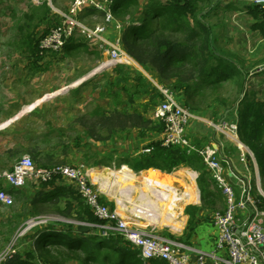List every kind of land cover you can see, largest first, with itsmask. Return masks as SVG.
<instances>
[{"label": "trees", "instance_id": "1", "mask_svg": "<svg viewBox=\"0 0 264 264\" xmlns=\"http://www.w3.org/2000/svg\"><path fill=\"white\" fill-rule=\"evenodd\" d=\"M34 5L33 9L30 8L29 12L16 19L13 35L20 48L37 56L39 64L43 58V54L39 55L42 51L40 41L43 36L40 29L53 9L47 1ZM146 5L149 6V11L143 10L147 8ZM259 6H250L248 12L257 20L252 24L253 29H258L264 37V9ZM215 9L211 0H170L167 3L162 0H147L144 6L141 0H115L113 3L115 18L125 25L122 31L125 51L137 63L151 71L159 84L183 93L187 107L203 110L219 103L231 109L238 103V135L255 156L264 189V99L247 90L249 73L235 62L234 56L218 50L219 43L215 40L214 26L208 20V16ZM150 11L151 17L148 15ZM144 14L148 16L143 17ZM94 15L104 16L103 12L96 8L84 11V16ZM81 46L86 49L77 51ZM65 49L67 52L79 53H98L99 50H89L87 40L82 41L75 35L69 39ZM38 68L43 69L45 66L40 64ZM146 78L139 75L135 80L141 83L140 86H145ZM230 82L235 86L234 97L226 93L227 84ZM115 84L121 86V81ZM149 84L153 90H146L151 98L142 105L143 111L136 108L130 111L97 106L92 115H79L74 122L85 128L91 140L101 142L110 139L117 132L126 130L139 129L143 134L149 131H164V121L155 120L148 115L150 108L158 105L163 97L157 92L154 83ZM124 89L127 90L126 87H123ZM112 90H108L110 97ZM114 94L116 97H123L119 92ZM136 94L130 92L131 102H134ZM119 101L123 102L121 98ZM147 147H151L150 152L120 157L119 163L127 165L136 173L151 168L172 173L185 165L199 173L197 184L201 193V205L210 212L227 208L222 190L213 180L200 155L188 154L182 147L165 146L161 140L153 141ZM27 150L34 154L36 159L44 156L47 164L54 163L49 148L32 146ZM47 164L41 166H55ZM58 180L64 181L63 177L56 175L48 182H41L40 186L44 189L47 186L54 188ZM58 189L60 190L55 188L50 190L51 192L43 190V193L38 194L32 201L31 212L37 213L36 206L42 204L47 206L41 211L54 209L64 216H76L77 220L99 221L73 184L69 187L59 186ZM11 193L26 207L28 197L22 188L11 189ZM259 198L258 204L264 209V197ZM62 203L64 207L61 206ZM111 206H114V203H111ZM199 209L196 204L185 208V213L189 216V231L198 224ZM49 228L42 229L34 241L37 250L44 248L45 253L40 256L45 264H162L160 260H143L139 251L119 234L105 238L101 234L93 235L94 228L86 225L75 226L74 223L61 228ZM36 257L35 252H28L25 257L14 253L0 264H36Z\"/></svg>", "mask_w": 264, "mask_h": 264}, {"label": "built area", "instance_id": "2", "mask_svg": "<svg viewBox=\"0 0 264 264\" xmlns=\"http://www.w3.org/2000/svg\"><path fill=\"white\" fill-rule=\"evenodd\" d=\"M114 2L115 0H72L68 12L61 13L63 19L61 24L43 34L40 48L55 52L62 51L71 37L81 34L92 49L100 50L106 45L109 46V56L102 62L100 69L111 68L119 64L131 65L132 58L123 49L121 43L112 42L107 37L108 29L114 22L119 32L124 28L123 23L116 21L113 12ZM255 2L264 9V0H255ZM88 8L101 10L104 15L103 21L91 24L83 22L78 15ZM155 84L163 95V99L154 111L155 119L165 123L163 145L182 147L188 154L200 155L226 199L227 208L214 211L212 215L217 228L213 249L204 250L192 247L185 241L148 230L149 227L174 229L175 224L180 223V214H183L184 210L180 211L179 208L188 196L184 189L174 188L173 211L169 209L166 212L162 209L164 207H160V203L166 202L168 198L161 187H157L159 189L157 193L153 190L142 192L141 202L135 205L137 219L132 220L124 213L125 202L117 196V193L114 194L118 198L116 208L102 201V197L94 187L95 182L91 180L90 173L84 170V167L75 165L37 166L30 154L22 155L12 167L0 170V208L10 207L13 204L11 189L26 187L34 181L48 182L54 176L59 175L76 187L99 220L97 222L75 220L74 223L96 228L105 238H110L115 234L122 235L128 244L139 251L146 262L160 260L167 264H264V209L258 204L259 194L254 192L251 179L239 177L231 168L227 172V166L218 155L216 146L201 145L195 141L188 133L189 123L194 118L191 110L177 100L175 92L170 87L156 82ZM214 125L224 135H232L240 141L237 122L223 121ZM239 148L244 158L247 154L254 158L251 149L247 147L245 149L241 147V144ZM150 151L151 147L143 150V152ZM189 171L194 174L190 180L195 182L198 173ZM231 175L239 180L238 198L235 188L228 181ZM257 179V188L261 195L259 175ZM130 191L132 187L127 185L125 188H120L118 193L124 196L129 195ZM166 191L170 192L168 188ZM196 202H200L199 190L196 200L192 203ZM10 255L5 254L0 262L2 263Z\"/></svg>", "mask_w": 264, "mask_h": 264}, {"label": "rangeland", "instance_id": "3", "mask_svg": "<svg viewBox=\"0 0 264 264\" xmlns=\"http://www.w3.org/2000/svg\"><path fill=\"white\" fill-rule=\"evenodd\" d=\"M18 1V5L14 7H16L18 10L20 9V18L25 12H29L30 8L33 9V7L35 6L34 0ZM71 1L72 0H63L61 8H68L67 4L71 3ZM214 2V5H216L219 0H214ZM220 4L221 3H218V6H220ZM51 6L53 9L54 7H58L56 4H53ZM143 10L149 11V6H147V8H144ZM64 11H67V9ZM9 12L10 15H12L11 8L10 10L5 8L4 15H7ZM148 15L149 17H151L152 12L150 11ZM148 15L144 14L143 17H147ZM0 18H2V16H0ZM3 20L7 21V19ZM128 20L132 22V20H130L129 18ZM102 21L103 17H101V15H94L91 20H87L86 22ZM211 21L215 24V28L213 27L215 33H217L218 30H221L222 27H225L221 25L222 20H218L217 15L215 14L214 16H211ZM60 24L61 21L56 23L54 27ZM52 29L53 27L51 26L46 32H49ZM112 29L117 30L118 28L115 25V27ZM42 31L43 30H41V32ZM13 32L14 29L9 28L7 23H4L0 20V170L12 167L14 163L18 159H20L22 155L25 154H30L31 156H33V160L37 166L47 164V161L44 159V156H40L36 159L34 157V154H31L27 149H31L32 146H39L42 149L49 148L51 151V155L54 157V163L47 165H86V168L93 170V172L98 171L101 172L102 175L106 176L108 178V189H105V191L107 193V191L109 190L108 196H106L105 194L101 195L96 186H94L98 194H100V196L102 197V201L110 206L111 203H114V206L111 207L116 208V199L118 198H116L114 194L117 193V196L121 197L125 202L124 213L130 216L132 220H136L137 218L135 205L141 202V193L145 192V190H153L147 185V182L143 181L141 177L142 173L135 172L136 175H133L129 170L122 171L123 164L119 163L120 156H112L113 158H115V162L112 161L109 155L110 152L106 153L104 146L101 149V153L103 155L100 156V153L95 154L94 143H96L97 141L91 140L87 136L85 129H83L81 126L76 128L74 126V122L66 123L63 117L65 113H67L69 110L81 111L80 114L82 115L85 113L92 114V109H95L97 107V102L92 100L82 102L80 106H77V104L74 105L72 102L68 104L66 101H62L61 97H81V95L78 96L77 93H75V95L66 94V91H64L65 93H62V91L67 89L68 86L73 85L75 81L78 80V76L84 75V72H86V75L93 71H96L97 69H99L97 73L102 71V73H100L99 75H104L103 78L107 79L108 81L111 76L108 72H106L105 74V71L109 68L100 69V67L105 58L107 59V57L109 56V46L106 45L103 49L98 50V53H90V51L81 53L77 51L66 53L64 52L66 51V49H63L59 52L42 50L39 52V55L43 54V58L38 64L37 56L32 53L30 54V52H25L22 48L18 49V44L14 43L15 41ZM115 32L119 31L117 30ZM257 35L258 34L256 33L255 36ZM76 36L80 40L85 41L84 37L81 34H78ZM108 36L110 38H115V35L112 34V32L108 34ZM221 39L224 40L222 37L218 35L216 36V40L218 43L221 42ZM40 64L45 66V68L39 69L38 66L40 67ZM87 66H89V69L85 70ZM255 71L256 69L254 70L253 68L249 72L251 74ZM147 74L149 75L148 71ZM98 79L99 80H97V82H102L99 77ZM137 83H139V81ZM149 83L152 84L153 82H151V80L149 79L148 83H146L148 85L131 87L133 91L138 90L136 97H142L144 91H146L149 87ZM249 83H251V80H248V84ZM112 85L116 86L117 84ZM79 88L82 89V86H80ZM112 89L113 90L111 92V97H113L114 92L117 91V86L113 87ZM99 93H102L101 97H110V95H108V91H99ZM226 93L228 95H231L232 97L235 96L236 92L233 82L227 84ZM89 94L90 92L87 94V96ZM45 97H47L46 100H44ZM23 101L26 103H23ZM49 101L50 103L53 102L52 109L49 106H46ZM21 104H23V106ZM33 104V110H31V108H29L28 106ZM15 108H18L19 110L16 115L19 118L20 115L22 116L21 121H18L22 125L20 130L23 134L21 136L17 135L19 131L17 132V130H14L12 132V128H10V121L13 120V112L15 111ZM134 108L138 109L142 108V106L133 104L132 109ZM49 121L50 123L52 122L51 124L53 128H51V126L49 125ZM231 121V119H228V122ZM9 130L10 134L7 135V133H9ZM47 136L48 138L46 139ZM80 137H82V140ZM75 139H78V143L75 142ZM234 142V145L236 146L240 144L237 138L236 141L234 140ZM8 146L9 148L7 149ZM99 158H102V160H100L101 162L96 161ZM247 160L249 159L247 158ZM94 161L96 162L94 163V165L97 167L93 168L92 164ZM182 166L184 168L187 167L185 165ZM128 173L131 174L128 175ZM174 174H176V172ZM132 175L133 177L130 178V176ZM254 176L255 175L252 174L253 188L255 189L256 193L259 194V196L264 197L262 180L260 185L262 192L260 195V191L257 188L258 179ZM179 177L182 176L179 175ZM119 178L123 179H121L120 181L118 180ZM38 185V181H34L29 186L38 187ZM127 185L128 187H132V191L129 192V195L120 196V194L118 193L119 189L125 188ZM153 191L155 193L158 192L155 190ZM168 201L169 199L166 200V202ZM166 202L162 204L164 208L166 207L164 209L165 211L170 209V202ZM184 202L185 200L181 203V207L184 205ZM190 204L194 203L186 204L183 209V214H180V223L178 224L183 225L181 229H152L151 227H149L148 230L156 231L160 235H166L174 239H181L184 241L188 233V216L185 215V208ZM199 204H201V193ZM44 206L42 204L38 205V208L36 209L37 213L28 212L24 214V217H22L21 222L16 223V225H14L15 222L12 221V218L15 215L13 213L14 208L21 207L22 212H26L29 207L27 205L25 207L24 205H22L21 202H18L14 198V202L10 207H7L5 209L0 208V259L3 258L5 254L10 255L13 253H19L20 255L25 257L26 253L30 252L33 254V252H35L37 255L35 259L36 264H45L43 258L40 256V254L45 253L44 248L37 250L34 245V241L36 238L39 237L41 230L50 229L49 226L56 227V225L58 227H63L64 225L74 223V221L78 218L76 216H64L61 213L56 212V210L54 209H45L44 211H41L44 209ZM61 206L64 207V204L62 203ZM197 215L201 218L206 216L202 215L201 212H198ZM206 221L207 220L203 222ZM23 230L25 231L21 233V231ZM214 234L216 233H213V235Z\"/></svg>", "mask_w": 264, "mask_h": 264}, {"label": "crops", "instance_id": "4", "mask_svg": "<svg viewBox=\"0 0 264 264\" xmlns=\"http://www.w3.org/2000/svg\"><path fill=\"white\" fill-rule=\"evenodd\" d=\"M34 1H35L34 3L36 5L42 4L44 1H47L50 6L53 4H56L58 6L57 8H55V7H54V9L52 8L53 9L52 13L47 18V22L42 24L41 29H40V31L43 30L41 32L42 34L47 33L46 31L51 26L54 27V25H56V23H58L59 21L62 22L63 19H62L61 13L62 12H68V8L70 5V3H68L67 4L68 8H66L67 11H64L66 9L61 8L63 0H34ZM162 1H163V3H167L170 0H162ZM211 2L213 5L215 4L214 0H211ZM18 3H19L18 0H0V16H2V18H0V20L4 23H7L9 28H12V29H14L13 26L15 25L16 19H18V18L20 19V17H19V14H20L19 10L20 9L18 10L16 7H14V6L18 5ZM141 3L144 6L145 4H147V0H141ZM218 3H221L222 6H221V4H220V6H218ZM218 3H216V5H214L217 8L211 12L210 16H208V20L211 22V24L214 26V28H215V24L211 21V16H214V14L217 15L218 20H222L221 25L225 26V27H222L221 30H218L217 33H215V38L218 35L225 40L224 41L221 39V42L217 45V48L220 52H222L224 54H227V55L232 54L234 56V57L233 56L232 57L235 58V62L238 63L241 67H243L246 71H248L249 76H248L247 83H246L247 90L249 92L250 91L255 92L257 94V97L264 99V37L261 35V33L259 32L258 29H253L252 24L254 22H257V20L255 18H253L248 12V9L250 6H258V5L255 2V0H219ZM5 8H7L8 10H10V8H11L12 15H10V12L7 15H4ZM84 11L80 12L78 17L85 23H88V24L94 23V22H86L87 20H91L94 16H84ZM223 11H224V13H223ZM3 19H7V21H5ZM116 21L119 23H122L121 21H119L117 19H116ZM115 25H116V22H114L109 27L108 32H107V37L112 42L119 41L121 43V46L124 49V46L122 43V31L123 30L121 32H115L117 30L112 29L115 27ZM111 32H112V34L115 35V38L114 37L110 38L108 36V34H110ZM256 33L258 34L257 36H255ZM14 43L17 44L16 42H14ZM18 49H20V46L18 47ZM84 49H86V47L81 46V48H79V50H77V51H80V50L82 51ZM88 49H92V48L88 45ZM64 52L69 53V52H75V51H68V52L64 51ZM253 68H254V70L256 69V71L254 73L250 74L249 71ZM86 69H89V66H87L85 68V70ZM146 70L148 71L149 75L147 74ZM145 71H146V73H145ZM97 72L93 71V72L86 74V75H85L86 72H84V75L78 76V80H76L73 85L68 86L67 89L63 90L62 93H65L64 91L67 92L66 94H74L75 95V93H77L78 96L81 95V97H61L62 101H66L68 104H70L72 102L74 105L77 104V106H80V104H82V102H87V100H89V101L92 100V101L97 102L96 106H100V107H103L106 109L117 107V108L122 109V110H130L131 111L133 104H137L138 106H142L144 103H147L151 98V95L147 93L148 91L147 92L144 91V93L142 94V97H134L133 98L134 102H131L130 92L138 93V90L133 91L131 87L132 86H135V87L140 86L139 85L140 83H137V80H135V78H137L139 75H144L145 77H147L146 78L147 81H145L146 83H148L149 79L154 84H155V82L158 83L157 80L154 79L155 76L153 75V73H151V71H149L147 68H145L142 65H140L139 63H137L134 60V58H132V64L131 65L119 64L117 66H113V67L107 69L105 71V74H106V72H108L111 76L108 79V81H107V79L103 78L104 75H99L100 73H102V71L99 73H97ZM98 77L101 79L102 82H97V80H99ZM248 80H251V83L248 84ZM118 81H121V86L118 87L116 85L117 91H115V92H119V94L123 95V97H116L115 94H113V97H101L102 93H99V91L100 92H107L109 89L116 87V86H113L112 84H115V82H118ZM80 86H82V89L79 88ZM123 87H126L127 90L126 89L123 90ZM148 89L151 91V90H153V87L149 84V87L147 88V90ZM158 91H159V89L157 88V92ZM173 91L176 94L177 100L182 105L187 107L185 105V102H184V94L179 93L176 90H173ZM89 92H90V94L87 96V94ZM119 98H121L123 102H120ZM46 99H47V97H45L44 100H46ZM162 99H163V97H161V100ZM23 103H26V102L23 101ZM21 105L23 106V104H21ZM24 105H26V104H24ZM46 106H49L52 109L53 102L50 103V101H49V103H47ZM143 106H142V108H138V110L143 111ZM156 106H157V104H156ZM156 106L153 108H150L149 113H148V115L150 117H152L153 119H155L154 111H155ZM234 107L231 109H227L225 106H223L219 103H215L212 106H210L209 108L203 109V110H194V109L187 107L191 110V112L194 115V118H192L191 122L189 123L188 133L192 136V138L195 139V141H197L201 145L213 144L214 146H216L218 155L221 157V159L225 162V164L227 166L226 167L227 172L231 168L239 177L245 178V179H248V178L251 179V184H252V181H253L252 174L255 175L254 176L255 178L258 177V175H259V172L257 170V162H256L254 154H253L254 158H252L248 154H247V157L244 158L242 155V150L239 148V144L237 146L234 145V143H235L234 140H236V138L232 135L231 136L230 135H224L214 125V124L222 123V121H223L222 119H224L227 111H230V112L227 114L228 116H227V118H225L224 122L228 121V119H231L233 122H237V118H238L237 107L238 106H236L235 108ZM31 110H33V108ZM92 110H93V112H92V114H93L95 110L94 109H92ZM18 111H19L18 108L17 109L15 108V111L13 112V120L10 121V123H11L10 128H12V132L14 130H17V132L19 131V133H17V135L21 136L23 134V133H21V130H20L22 125L18 121H21L22 116L20 115V118H19L16 115L18 113ZM80 112L81 111L69 110L63 116L65 119V122L66 123L74 122L76 120V117H78L79 115H82V114H80ZM85 114H90V113H85ZM155 120H157V119H155ZM51 123L49 121V125L51 126V128H53ZM74 126L77 128L80 125L77 124L76 122H74ZM82 128L85 129L84 127H82ZM0 131H1V129H0ZM9 134H10V130H9V133H7V135H9ZM163 137H164V131H161V132L149 131V132H145L144 134L141 133V131L139 129L121 131V132H117V133L113 134L110 137V139H108L106 141H102V142L97 141L96 143H94V148H95L94 151H95V154L100 153V156H101V155H103L101 153L102 152L101 149L104 146L105 152L106 153L110 152V154H109L110 158L112 159V161L115 162V158H113L112 156H115V157H118V156H120V157L134 156L138 153L143 152V150L145 148H147L148 144L152 143L153 141H157V140L162 141ZM80 138L82 140V137H80ZM239 140H240V138H239ZM75 142L78 143V139H75ZM240 142L243 143L241 140L239 141V143ZM244 146H245V148L246 147L249 148L245 144H244ZM8 148H9V146L7 147V149ZM110 158H106V159H110ZM247 158L249 160H247ZM100 160H102V158H99L96 161L98 162ZM94 163H96V162L95 161L93 162V164H92L93 168L97 167L94 165ZM246 163H248V165H246ZM107 165H109V164H107ZM80 166L84 167V170H86V171L88 170V172L90 173L91 180L93 182H95V186L98 189V191L101 193V195L105 194L106 196H108L109 192L106 193V191H105V189H108V187H107L108 178L106 176L102 175L101 172H98V171L93 172V170L86 168V165H80ZM106 168H110V167H106ZM183 168L184 167H181L179 170H183ZM186 169L192 170V169L187 168V167H186ZM179 170H176L172 173H166V172H163V173L174 174L175 172L177 173ZM130 171L133 174H136L132 169ZM144 171L145 170L141 171V173H143ZM192 171H195V170H192ZM228 174H230V173H228ZM198 176H199V173H198ZM132 177H133V175H132ZM197 179L195 181L196 186H198ZM184 180L187 182V184L191 183L190 182L191 180L187 177H184ZM228 181L235 188V192H236L237 198H238V196L240 194V188H239V184H238L239 180L236 177H233L231 175L228 177ZM192 182H194V181H192ZM31 184L32 183H30L29 185H31ZM29 185H27L26 187H22L24 193L26 194V197H28L27 206L29 208L27 209L26 212H22L21 207H15L14 208L13 213L15 215L12 218V221L15 222L14 225H16V223L21 222L22 217H24V214L32 211V209H33L32 201L34 200V198L38 194L43 193L42 192L43 190L49 191V192H51L50 190H53L55 188H57V190H60V189H58L59 186L69 187L71 185V183L68 182L67 180H64V181L58 180L56 182V184H55L56 186L54 188H51L53 186H47V188H45V189H44V187L40 186V183H39L38 187H31ZM256 185H257V182H256ZM198 187H197V191L199 190ZM252 187H253V185H252ZM102 188H104V189H102ZM75 189H76V187H75ZM178 189H184L185 190L184 187H179ZM253 190L256 193L254 188H253ZM163 203L164 202L160 203V207H163L162 206ZM199 203L200 202H196L194 204L198 205L200 207L199 212H201L202 215H206V216L201 218V217H198V215H197V217L199 219L198 224L192 231H189V230L187 231L188 233H187L184 241L186 244H188L192 247H196V248H200V249H204V250H210V249H213L215 246V239L217 237V228L214 224V219L212 218L213 212H210L208 209H206L204 206H202ZM38 205H40V204H38ZM38 205L36 206L37 208H38ZM181 205L179 208L180 211H182ZM5 208H7V207H5ZM5 208H1V209H5ZM162 209L164 212H166L164 210V208H162ZM185 215H187V214H185ZM25 216H27V215H25ZM188 219H189V216H188ZM205 220H207V221L203 222ZM211 220H212V223H211ZM74 225L78 226L75 223H74ZM56 227L61 228L62 226L58 227L56 225ZM93 231H94L93 235H99L100 234V231L96 230V228H94ZM213 233H216V234H214L215 236L213 235ZM178 240L183 241L181 239H178ZM151 261H153V260H151ZM151 261H148V262H151ZM161 262H162V264H167L164 261H161Z\"/></svg>", "mask_w": 264, "mask_h": 264}, {"label": "bare ground", "instance_id": "5", "mask_svg": "<svg viewBox=\"0 0 264 264\" xmlns=\"http://www.w3.org/2000/svg\"><path fill=\"white\" fill-rule=\"evenodd\" d=\"M97 71H99V69H97L95 72H97ZM28 107L32 109L34 107V104L30 105ZM26 110H27V108H26ZM240 144H241V147H243V148L245 147L243 143L240 142ZM123 169L124 170H122V171H126V170L130 171V169L128 168L127 165H125L123 167ZM177 175H180L182 177H179ZM118 176H120V175H118ZM193 176H194L193 172L189 171L186 168H183V170H179L176 174H166V173H163L162 171H160L158 169L151 168V169L145 170L142 173L141 177H142L143 181L147 182V185L150 188H152L153 190L159 192V189H157V187L158 186L161 187V190L168 197L167 199H169V201H168V202H170L169 208L171 210L173 209L174 201H175V189L174 188L184 187L185 193H187L188 196H186L184 205L181 207V210H183L184 206L186 204L192 203L196 200V194H197L196 183L190 181L191 183L187 184V182L184 180V177L192 179ZM130 177H132V176H130ZM121 179H123V178H119L118 180L121 181ZM167 188L170 190V192L166 191ZM168 202H166V203H168ZM181 227H183V225L176 223L174 229H181Z\"/></svg>", "mask_w": 264, "mask_h": 264}, {"label": "water", "instance_id": "6", "mask_svg": "<svg viewBox=\"0 0 264 264\" xmlns=\"http://www.w3.org/2000/svg\"><path fill=\"white\" fill-rule=\"evenodd\" d=\"M236 106H238V103L235 105V107H236ZM235 107H234V108H235ZM229 112H230V111H227V112H226L224 119H222L223 121L225 120V118H227V116H228L227 114H228ZM223 121H222V122H223ZM257 167H258V164H257ZM259 176H260V175H259Z\"/></svg>", "mask_w": 264, "mask_h": 264}]
</instances>
